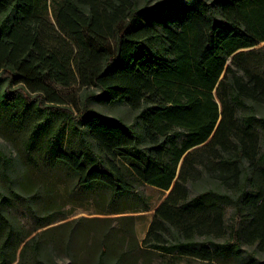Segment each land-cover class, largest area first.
I'll list each match as a JSON object with an SVG mask.
<instances>
[{
  "label": "trees",
  "instance_id": "trees-1",
  "mask_svg": "<svg viewBox=\"0 0 264 264\" xmlns=\"http://www.w3.org/2000/svg\"><path fill=\"white\" fill-rule=\"evenodd\" d=\"M54 3L51 22L47 0H0V79L15 85L1 93L0 130L24 136L18 162L0 151L9 169L0 188V264H11L30 234L10 207L22 202L37 213V191H20L21 166L62 174L75 191L106 197L115 213L144 200L137 184L168 190L143 238L161 252L237 259L243 241L264 248V115L256 112L264 51L242 50L264 41V0ZM73 84L80 101L63 92ZM90 100L124 102L134 120L105 115ZM30 107L42 117L22 115ZM228 204L247 217L245 230L241 219L226 221ZM110 241L103 238L95 264ZM41 258L48 261L31 236L15 264Z\"/></svg>",
  "mask_w": 264,
  "mask_h": 264
},
{
  "label": "rangeland",
  "instance_id": "rangeland-1",
  "mask_svg": "<svg viewBox=\"0 0 264 264\" xmlns=\"http://www.w3.org/2000/svg\"><path fill=\"white\" fill-rule=\"evenodd\" d=\"M136 1L139 5L151 6L160 0ZM187 1L178 0L180 5ZM54 6V0H47V17L51 22H54ZM242 50L244 53L251 51L252 55H256L264 51V41ZM14 86L7 78H1L0 96L5 87L13 88ZM80 89L77 84H73L69 88H63V92L74 94L71 98L80 101V93L83 91ZM88 105L105 115L121 117L129 123L133 122L136 113L124 102L90 100ZM256 112L258 116L264 115V101L257 105ZM26 114L36 119L43 115L40 111H34L33 107L28 108L22 115ZM3 119L4 116L0 115V121ZM57 119V116H53V120ZM2 132L0 130V151L18 162L24 136L15 131H8L11 137L7 138ZM260 142L264 145L263 140ZM244 161L247 164V160ZM17 170L22 174V179L24 178L20 186L22 194L33 190H36L38 194L35 198L38 204L36 215H31L22 202H16L10 207V215L15 219L20 230L30 233L24 241L31 236L38 237L40 241L41 251L48 261L44 262L41 258L42 261H37L35 264H95L103 248V238H110L111 241L102 264H111L121 253L118 264H253L248 259L251 252H256V264H264V248L257 242L243 241L240 257L237 259L205 257L187 249L168 254L144 245L143 238L149 230L154 210L168 190H162L147 183L137 184V191L142 194L145 201L137 199L136 204L125 201L122 206L133 207H126L127 211L115 213L109 212L111 207L106 197H91L75 191L71 181L62 174L35 168L25 169L22 166ZM8 173L7 165L4 164L3 159H0V188L2 189L6 187ZM202 176H206V173L203 172ZM202 183L204 181L200 180L199 184ZM246 190L251 191L249 183ZM144 204L148 205V209H142ZM134 206H137V210L130 211ZM225 218L228 223L233 224L241 219V231L245 230L249 224L247 217L243 213L236 214L233 205L230 204L225 207ZM46 219H52V221L44 223ZM244 236L243 233V239ZM23 242L16 250L15 260L11 264H15L18 260ZM28 263L34 264L32 261Z\"/></svg>",
  "mask_w": 264,
  "mask_h": 264
}]
</instances>
